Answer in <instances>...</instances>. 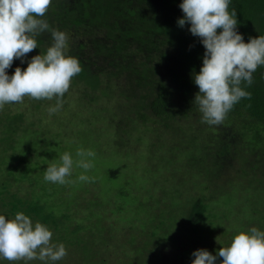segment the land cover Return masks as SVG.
Returning a JSON list of instances; mask_svg holds the SVG:
<instances>
[{"label": "trees", "instance_id": "trees-1", "mask_svg": "<svg viewBox=\"0 0 264 264\" xmlns=\"http://www.w3.org/2000/svg\"><path fill=\"white\" fill-rule=\"evenodd\" d=\"M182 2L53 0L44 19L51 28L68 35V55L80 62L82 71L72 79L74 85L84 87L79 92V100L85 102L90 93L92 102L97 92L104 99L111 98L110 93L118 94L117 109L110 115L113 120L118 118L116 111L120 115L112 134L120 142L121 150L124 151L125 142L129 143L126 138L133 136L132 125L150 124L146 128L163 129L173 135L180 131L183 140L178 143L185 147L183 154H187V160L182 161V154L181 166L173 168L174 175L188 170L181 179L186 180L192 173L196 178L202 177L201 191L212 194L210 199L193 196L189 225L194 226L202 221L210 205L228 192H255L253 171H261L259 176L264 185V66L253 74V84L245 88L251 93L250 99L242 98L223 124L203 123L202 114L194 103L199 92L194 73H199L203 65L205 49L200 39L188 31L190 25L180 27L177 23L184 15L179 7ZM232 8L237 11V31L246 43L250 37L264 35V0H232L230 10ZM37 39L40 48L28 53L23 63L14 60L6 70L9 75L16 67L26 69L33 56L45 53L52 44L50 32ZM14 117L17 123L20 115ZM187 120L197 131L192 138L184 127ZM17 161L10 165L14 166ZM19 162L26 165L4 173L10 174V178L6 181V176L0 184V215L10 219L23 212L33 223L40 222L54 229V241L75 246L77 242L68 239L71 236L84 243L81 232L83 236L88 234H83L82 224L76 222L68 210L57 208L51 198L59 192L81 190L80 185L73 189L74 183L46 182V164L38 150H32ZM16 169H19L17 173ZM12 181L29 183V190H25L24 196L20 194L22 189L11 190ZM240 181L245 184L240 185ZM92 195L86 191L87 197ZM214 195L217 198H213ZM253 220L250 217L249 224Z\"/></svg>", "mask_w": 264, "mask_h": 264}, {"label": "rangeland", "instance_id": "rangeland-1", "mask_svg": "<svg viewBox=\"0 0 264 264\" xmlns=\"http://www.w3.org/2000/svg\"><path fill=\"white\" fill-rule=\"evenodd\" d=\"M83 88L71 82L62 108L51 116L47 109L55 105V99L25 97L23 103L6 104L0 110V184L6 176V181L10 178V174L4 173L26 165L19 161L32 150L39 151L46 168L52 163L59 164L65 152L74 160L79 148L95 152L92 169L85 173L74 167L72 176L67 178L75 181L73 189L80 185L83 193L71 190L51 197L56 207L68 210L82 224L83 234H88L83 236L81 232L84 243L69 236L68 239L78 243L75 246L56 242L54 236L52 242L63 243L67 250V256L55 264H192L195 258L192 253L197 249H207L216 255L220 247L229 246L240 232H248L252 227L264 231V185L260 170L253 171L255 192H228L210 205L198 225L190 226L193 196L210 199L212 194L201 191L202 177L196 178L192 173L186 180L181 179L188 174L184 169L174 175L173 168L181 166L185 150L178 143L183 140L180 131L173 135L163 129L146 128L150 124L132 125L133 136L126 138L129 143H124L123 151L112 134L120 115L116 111V120L110 115L117 109L118 94L110 93L113 96L104 99L97 92L92 102L90 93L84 102L79 100ZM15 115H20L17 123ZM186 122L184 127L192 138L197 131L190 120ZM185 159L186 153L182 161ZM14 161L17 164L11 166ZM82 173L94 177V181L80 182L78 176ZM239 184L244 185L245 181ZM11 185L13 191L22 189L23 196L29 190L26 182L12 181ZM86 191L93 197H87ZM250 217L254 219L252 224ZM49 230L56 234L54 229ZM222 259L218 258L216 264H221ZM0 263L45 264L39 260L10 262L3 258Z\"/></svg>", "mask_w": 264, "mask_h": 264}, {"label": "clouds", "instance_id": "clouds-1", "mask_svg": "<svg viewBox=\"0 0 264 264\" xmlns=\"http://www.w3.org/2000/svg\"><path fill=\"white\" fill-rule=\"evenodd\" d=\"M53 0H0V110L6 104L23 103L25 97L36 100H56L47 109L49 115L63 106L73 77L82 67L76 57L68 55L69 37L51 28L44 17ZM232 0H183L179 5L183 17L180 27L190 25L188 31L200 39L205 52L199 73H194V83L199 88L194 103L202 114V122L218 126L242 98H251L245 88L253 84V74L264 66V35L250 37L246 43L237 31L235 8ZM219 30V31H218ZM50 32L51 46L45 53L35 55L26 69L16 67L9 75L14 60L21 63L28 53L40 48L38 37ZM77 159L68 152L60 157V163H52L45 169L46 182L64 185L75 181L67 179L74 167L86 173L94 167L95 152L79 148ZM94 177L80 174V182L94 181ZM52 231L40 223H33L23 212L13 219L0 215V258L10 262L51 261L52 264L67 256L63 243L52 242ZM192 264H264V231L252 227L248 232L235 235L230 245L220 247L216 255L207 249L192 253Z\"/></svg>", "mask_w": 264, "mask_h": 264}]
</instances>
